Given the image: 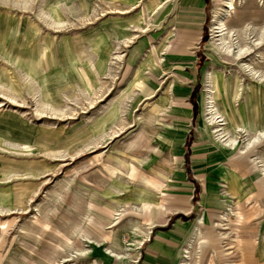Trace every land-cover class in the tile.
<instances>
[{"label":"rangeland","instance_id":"1","mask_svg":"<svg viewBox=\"0 0 264 264\" xmlns=\"http://www.w3.org/2000/svg\"><path fill=\"white\" fill-rule=\"evenodd\" d=\"M166 1L0 0V264H100L136 248L138 219L177 210L190 231L201 216L180 264H264V0L224 18L228 43L261 37L236 60L211 41L210 1L192 67L165 48ZM189 134L192 179L226 201L212 222L192 199Z\"/></svg>","mask_w":264,"mask_h":264},{"label":"crops","instance_id":"2","mask_svg":"<svg viewBox=\"0 0 264 264\" xmlns=\"http://www.w3.org/2000/svg\"><path fill=\"white\" fill-rule=\"evenodd\" d=\"M172 1L174 0H167L165 2L166 6L170 8ZM210 1L213 0H177L179 4L176 7V13H173V18L170 20L171 23L177 24L175 26V35L172 36L170 42L165 44V48L171 54L169 58L178 60L185 67H192L196 61L195 56L192 55H195L200 41L205 36L203 29L207 18L205 9ZM190 105L192 106L191 102ZM184 151L188 180L197 188L193 193L194 197L192 199L200 205L203 211L202 214L207 216L204 221L212 222V220L214 221L217 218L218 214L222 213L226 201L218 191L209 189L207 185L202 188L192 179L189 168L190 145L188 154L186 153L185 145ZM259 197L262 198L261 194H259ZM158 217L155 218L153 216L152 218L158 220ZM191 217V213H188V211L177 210L172 212L163 223L146 227L142 241L137 245L135 244L136 248L132 250L130 256L123 258L109 257L105 255L103 249L105 256L102 258L98 256L99 260H97L100 264H180L182 247L194 220H190ZM113 248L110 247L111 250ZM113 251L117 252L119 250L115 247ZM261 259H264V250ZM247 262L248 264H260L256 256H254V259H247Z\"/></svg>","mask_w":264,"mask_h":264},{"label":"bare ground","instance_id":"3","mask_svg":"<svg viewBox=\"0 0 264 264\" xmlns=\"http://www.w3.org/2000/svg\"><path fill=\"white\" fill-rule=\"evenodd\" d=\"M235 3H236V0H222L221 3L219 5H217V8L213 12V18H212V23L210 26V32H211V41L214 44V46L216 47V49H218L223 55L231 56L236 60V59H240V58L248 55L251 52L252 48L260 46L261 37L259 39L255 40L256 42H254L253 44H251L249 46H237L236 44L232 45V44L227 42V40L224 38V32L226 29H228V27H226V24L224 22V18L228 14H231V11L234 10V4ZM263 3H264V1H263ZM232 13H233V11H232ZM234 32H236V30L234 28L229 29V33L232 34ZM208 72H209L208 69H206L205 74H208ZM248 72L252 73L251 74L252 76L254 75L253 70L249 69V66H248ZM255 76H256V74L253 77L255 78ZM206 104H207L206 108H207L208 115H211L210 119H213L214 115H215V111L211 108L212 107L211 100L207 99ZM260 137H261V134H258L257 136H254L251 139H252V141H255V140H258ZM234 141L235 140L227 139L225 141V143H228L229 147L232 148L234 146ZM133 157L134 156H132L131 158L133 159ZM149 203L150 202H148L146 200L143 201L142 208L145 206L150 207L151 205L153 208H157L160 205V204H152V203L149 204ZM114 206L118 207L119 203L115 202ZM132 209H134L135 213H141L142 212L141 208L140 209L132 208ZM138 220L139 221L136 222L137 226L135 228L137 229L136 231L139 230L140 233H135V235L136 236H138V234L144 235L146 227H151V226H153V224H148L144 221H141L140 219H138ZM200 223H201V216L197 217L195 219L194 224L192 225V228L190 231V236L188 237V240L186 241V246L184 248H182L181 259H190L193 245L199 243L198 235L200 234V228H199ZM141 227H142V230L140 229ZM107 238L109 239V236H107ZM142 239L143 238L137 239L135 244L136 245L139 244L142 241ZM103 241H105V240H103ZM131 253H132V249L130 248L126 251L125 255H123L121 257L115 256V258H119V257L123 258L125 256H130ZM181 261L182 260H180V262ZM188 264H190V263H188Z\"/></svg>","mask_w":264,"mask_h":264},{"label":"trees","instance_id":"4","mask_svg":"<svg viewBox=\"0 0 264 264\" xmlns=\"http://www.w3.org/2000/svg\"><path fill=\"white\" fill-rule=\"evenodd\" d=\"M192 104H193V109H194V115L196 113V104H195V101L192 99ZM190 141H191V135L189 134L188 135V138H187V142H186V145H185V148H186V153L188 154L189 152V145H190Z\"/></svg>","mask_w":264,"mask_h":264}]
</instances>
